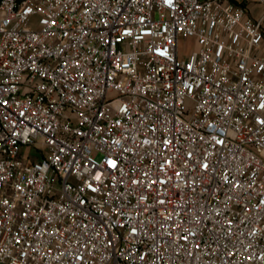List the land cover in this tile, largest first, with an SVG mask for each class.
<instances>
[{
    "label": "built area",
    "instance_id": "built-area-1",
    "mask_svg": "<svg viewBox=\"0 0 264 264\" xmlns=\"http://www.w3.org/2000/svg\"><path fill=\"white\" fill-rule=\"evenodd\" d=\"M0 264H264V0H0Z\"/></svg>",
    "mask_w": 264,
    "mask_h": 264
},
{
    "label": "rangeland",
    "instance_id": "rangeland-1",
    "mask_svg": "<svg viewBox=\"0 0 264 264\" xmlns=\"http://www.w3.org/2000/svg\"><path fill=\"white\" fill-rule=\"evenodd\" d=\"M195 47V39L194 38H180L178 42V52L179 56L186 57L189 55L190 51L193 50ZM33 157H36V152L33 149Z\"/></svg>",
    "mask_w": 264,
    "mask_h": 264
}]
</instances>
